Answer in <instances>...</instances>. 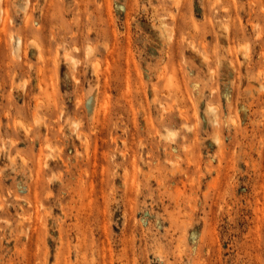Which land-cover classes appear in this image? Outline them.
<instances>
[{"label":"rangeland","instance_id":"374dc122","mask_svg":"<svg viewBox=\"0 0 264 264\" xmlns=\"http://www.w3.org/2000/svg\"><path fill=\"white\" fill-rule=\"evenodd\" d=\"M0 264H264V0H0Z\"/></svg>","mask_w":264,"mask_h":264},{"label":"bare ground","instance_id":"6f19581e","mask_svg":"<svg viewBox=\"0 0 264 264\" xmlns=\"http://www.w3.org/2000/svg\"><path fill=\"white\" fill-rule=\"evenodd\" d=\"M165 26V25H164ZM166 30L165 31H167L168 29L167 28H165ZM20 47H21V40L19 39L18 40V43H17V51L20 49ZM68 59V58H67ZM70 60V59H69ZM163 107V106H162ZM164 108V107H163ZM210 108H212V107H210ZM163 111H165V109L163 110ZM211 111V110H210ZM210 111H209V113H210ZM213 113H214V109H213ZM217 114V113H216ZM216 114H214V115H216ZM210 115L212 116L213 114L212 113H210ZM218 115V114H217ZM218 117V116H217ZM216 118V117H215ZM215 120H217V119H215ZM214 121V120H213ZM216 123V122H215ZM218 124V123H217ZM215 140H217L216 142H218V143H220L219 141H218V139H215ZM174 164V163H173ZM175 165V164H174Z\"/></svg>","mask_w":264,"mask_h":264}]
</instances>
